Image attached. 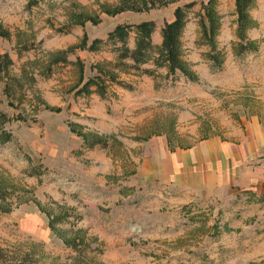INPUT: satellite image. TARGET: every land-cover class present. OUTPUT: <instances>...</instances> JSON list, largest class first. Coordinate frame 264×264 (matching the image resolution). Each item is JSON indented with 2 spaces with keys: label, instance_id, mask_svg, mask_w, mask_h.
I'll return each instance as SVG.
<instances>
[{
  "label": "rangeland",
  "instance_id": "obj_1",
  "mask_svg": "<svg viewBox=\"0 0 264 264\" xmlns=\"http://www.w3.org/2000/svg\"><path fill=\"white\" fill-rule=\"evenodd\" d=\"M253 1L257 49L244 55L235 1H214V70L208 0H0V264H264V0ZM177 8L194 80L154 61ZM142 21L154 24L141 65L152 74L111 43L90 49Z\"/></svg>",
  "mask_w": 264,
  "mask_h": 264
},
{
  "label": "trees",
  "instance_id": "obj_2",
  "mask_svg": "<svg viewBox=\"0 0 264 264\" xmlns=\"http://www.w3.org/2000/svg\"><path fill=\"white\" fill-rule=\"evenodd\" d=\"M215 0H208V6L206 7V17H208V25L204 24L202 36L204 41L209 46V58L210 64L214 70L222 68L223 56L221 52L216 49L215 36L218 28V21L216 17V11L213 7ZM235 1V16H236V36L238 41L235 43L234 48L238 55H244L248 51L256 50V46L247 37V30L253 25L252 17L249 15V9L253 5V0H234ZM174 19L167 22L161 30L162 43L159 47L158 56L154 58L156 65H167L168 75H176L178 72L185 76L189 80H194L189 70L185 67L181 59V36L182 30L186 23V11L183 8H177L174 12ZM154 24L152 22L142 21L132 24H120L113 30L107 33L105 40L95 39L89 46L90 49H98V44L111 43L112 50L117 52L119 61L124 59L130 60V67L135 70L152 74L150 69H145L141 65L150 58L153 49L152 43V31ZM133 31L135 36L134 46L130 48L128 46L129 33ZM8 59L7 55L5 56ZM65 61V58L58 56L54 61ZM111 82L123 85L125 87H131L123 81L116 79L115 77L109 78ZM96 91L100 96L105 93V88L100 84H97ZM100 138L94 137L91 140V145L96 142H101Z\"/></svg>",
  "mask_w": 264,
  "mask_h": 264
}]
</instances>
